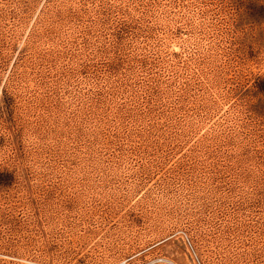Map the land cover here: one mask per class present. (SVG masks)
<instances>
[{
    "label": "rangeland",
    "instance_id": "374dc122",
    "mask_svg": "<svg viewBox=\"0 0 264 264\" xmlns=\"http://www.w3.org/2000/svg\"><path fill=\"white\" fill-rule=\"evenodd\" d=\"M143 249L264 264V0H0V264Z\"/></svg>",
    "mask_w": 264,
    "mask_h": 264
},
{
    "label": "built area",
    "instance_id": "2783aa9c",
    "mask_svg": "<svg viewBox=\"0 0 264 264\" xmlns=\"http://www.w3.org/2000/svg\"><path fill=\"white\" fill-rule=\"evenodd\" d=\"M149 249H143L128 254L113 264H175V262L166 255L149 251Z\"/></svg>",
    "mask_w": 264,
    "mask_h": 264
},
{
    "label": "bare ground",
    "instance_id": "6f19581e",
    "mask_svg": "<svg viewBox=\"0 0 264 264\" xmlns=\"http://www.w3.org/2000/svg\"><path fill=\"white\" fill-rule=\"evenodd\" d=\"M176 264V263H175Z\"/></svg>",
    "mask_w": 264,
    "mask_h": 264
}]
</instances>
